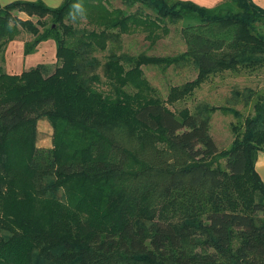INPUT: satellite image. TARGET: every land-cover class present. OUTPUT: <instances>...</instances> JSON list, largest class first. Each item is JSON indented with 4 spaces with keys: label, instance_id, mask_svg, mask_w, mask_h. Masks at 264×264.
Returning a JSON list of instances; mask_svg holds the SVG:
<instances>
[{
    "label": "trees",
    "instance_id": "1",
    "mask_svg": "<svg viewBox=\"0 0 264 264\" xmlns=\"http://www.w3.org/2000/svg\"><path fill=\"white\" fill-rule=\"evenodd\" d=\"M122 1L157 25L184 21V52L110 58L127 65V77L142 66L195 67L197 77L172 87L167 101L218 71L264 68V8L252 0ZM81 2L0 4L2 53L22 29L33 36L24 55L50 39L59 62L52 73L0 71V264H264V181L255 169L264 91L248 89L253 114L233 125L221 151L209 133L217 106L175 114L160 99L133 105L117 87L110 99L92 87L100 65L92 53L108 36L65 22ZM136 17L118 10L104 25L124 31ZM41 119L54 126L48 148L36 145ZM129 124L142 133L124 131Z\"/></svg>",
    "mask_w": 264,
    "mask_h": 264
},
{
    "label": "rangeland",
    "instance_id": "2",
    "mask_svg": "<svg viewBox=\"0 0 264 264\" xmlns=\"http://www.w3.org/2000/svg\"><path fill=\"white\" fill-rule=\"evenodd\" d=\"M252 1L257 4L255 0ZM222 2L223 0H220L218 4ZM80 4L82 7L75 12V19L69 17L65 22L92 33L93 39L108 36L106 42L95 47L92 53L100 63L96 71L99 81L92 84L95 91L114 99V88L117 87L121 94L124 92L133 105L149 99H160L175 114L183 108L193 111L199 103L217 106L218 109L211 114L209 133L219 151L230 147L235 136L233 125L243 123L246 117L253 114L252 104L248 102V89L259 93L264 91V68L252 73L245 70L218 71L200 81L192 93L186 94L177 101H167L172 87H181L197 77L195 67L189 64L142 66L141 72H132L127 77L125 75L127 65L123 64L124 68L121 69L118 63H111L110 58L123 53L132 56L145 54L164 57L184 52L186 45L180 33L184 21L179 20L175 23L167 21L166 24L157 25L145 15L141 16L137 13L138 5L128 8L122 0H82ZM118 10H124L127 14L135 13L137 17L128 23L124 31L106 29L104 17H114ZM14 14L22 19H30L34 23L38 19L28 17L25 13ZM46 21L49 22L47 18ZM257 27L258 31L264 33V22H260ZM32 39L33 36L29 32L21 29L14 40L5 45L3 53L0 51V71L19 74L35 66H43L48 73H52L59 65L55 58L54 41L47 40L48 42L40 43L32 54L24 55V42ZM105 63L109 64L106 72L102 68ZM235 92L240 96L236 97ZM53 127L52 122L47 119L37 122V146L44 148L52 146ZM134 129L137 134L142 133L139 127L135 128L130 124L125 125L123 130L132 133ZM156 146H163V144L157 143ZM220 161L224 163L223 159Z\"/></svg>",
    "mask_w": 264,
    "mask_h": 264
},
{
    "label": "crops",
    "instance_id": "3",
    "mask_svg": "<svg viewBox=\"0 0 264 264\" xmlns=\"http://www.w3.org/2000/svg\"><path fill=\"white\" fill-rule=\"evenodd\" d=\"M13 1H17V0H0V4L4 5ZM24 1H42L47 6L54 8L59 6L64 0H24ZM188 1H192L195 4L204 7L210 6L211 4H218L220 2V0H188ZM255 2L257 3L258 6L264 8V0H255ZM44 42H48V41L46 40L43 41L42 43ZM255 169L258 172L259 176L261 177L262 181H264V152L258 153L255 162Z\"/></svg>",
    "mask_w": 264,
    "mask_h": 264
},
{
    "label": "clouds",
    "instance_id": "4",
    "mask_svg": "<svg viewBox=\"0 0 264 264\" xmlns=\"http://www.w3.org/2000/svg\"><path fill=\"white\" fill-rule=\"evenodd\" d=\"M73 7H75L76 9H80L82 7V5L76 4V5H73ZM71 15H72V18L75 19V13L73 12Z\"/></svg>",
    "mask_w": 264,
    "mask_h": 264
}]
</instances>
